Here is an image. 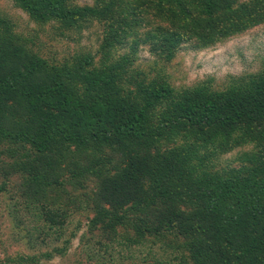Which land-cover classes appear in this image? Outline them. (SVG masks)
<instances>
[{
  "label": "trees",
  "instance_id": "1",
  "mask_svg": "<svg viewBox=\"0 0 264 264\" xmlns=\"http://www.w3.org/2000/svg\"><path fill=\"white\" fill-rule=\"evenodd\" d=\"M11 1L39 23L108 25L95 66L67 59L54 69L24 44L0 39V147L28 145L13 186L38 215L53 221L45 188L59 185L60 154L63 172L92 176L94 202L100 190L111 206L132 203L91 222L103 228L133 217L132 238L103 231L105 252L130 259L132 247L152 240L189 264H264V72L232 78L221 91L177 93L161 78L133 79L140 43L168 62L184 39L198 51L264 25V0ZM11 172L0 167L1 177Z\"/></svg>",
  "mask_w": 264,
  "mask_h": 264
},
{
  "label": "rangeland",
  "instance_id": "2",
  "mask_svg": "<svg viewBox=\"0 0 264 264\" xmlns=\"http://www.w3.org/2000/svg\"><path fill=\"white\" fill-rule=\"evenodd\" d=\"M92 1L79 0L89 4ZM0 19L2 28L9 25L7 31L0 34L1 41L24 44L27 51L44 58L54 69L60 68L67 59H74L84 65L91 62L90 65L94 66L97 60L102 59L105 48L102 47V29L107 25L104 22L103 25L93 23L89 29L83 28L81 31L71 25L61 27L56 23H39L15 7L11 0H0ZM181 46L174 57L166 62L158 49H152L148 43H140L135 62V69L139 72L135 73L133 79L142 82L143 79L161 78L177 93L200 86L221 91L231 84L232 78L256 77L264 72V25L249 29L243 35L216 40L202 50L196 51L189 47L186 39ZM122 53L120 50L114 51L106 64ZM133 88L135 86L130 83L128 90ZM2 145L0 167H12L13 172L0 176V184H5L0 190V264H168L170 261L167 260L174 256L172 264H189L186 258L180 260L176 253L170 256L167 252L162 253L152 240H146L145 245L132 247L130 259H125L126 254L120 259L117 250L105 252V241L100 236L103 231H116L118 238L121 235L132 238L126 229L131 227L133 217L125 218V215L124 225L105 221L103 225L106 228L100 224L92 225L91 222L103 210L119 216L132 203L128 201L111 206L109 196L100 190L99 200L94 202V191L97 189L95 182L92 183V176L75 178L63 172L65 162H60L63 159L60 154L53 156H60L55 160L59 185L55 187L53 183L45 188L46 194L53 198L49 201L51 205L48 204L47 215L53 220L50 223L38 215L37 208L28 204L13 186L20 180L17 164L28 151V145L22 149L19 147L20 141L14 143L8 140ZM71 147L77 148L78 145L74 143ZM106 155H110V152ZM115 158H111V162ZM139 183L145 187L144 182ZM117 248L123 251L121 247ZM46 253L53 255L48 257Z\"/></svg>",
  "mask_w": 264,
  "mask_h": 264
}]
</instances>
